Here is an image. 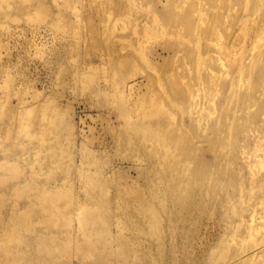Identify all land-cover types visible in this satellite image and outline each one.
I'll use <instances>...</instances> for the list:
<instances>
[{"label":"rangeland","instance_id":"obj_1","mask_svg":"<svg viewBox=\"0 0 264 264\" xmlns=\"http://www.w3.org/2000/svg\"><path fill=\"white\" fill-rule=\"evenodd\" d=\"M4 3L0 198L6 203L0 201V264H70L72 255L71 264L92 260L76 250L82 242L78 229L70 236L74 247L59 250L54 259L44 257V240H64L49 227L59 218L53 213L58 206L49 205L55 211L33 232L19 229L16 221L28 209L21 204L26 199L37 206L43 181L35 171L45 176V185L50 181V160L42 168L31 165L48 155L56 140L55 122L57 145L67 150L76 146L74 168L56 171L58 182L71 183L76 205L83 196L80 173L96 193L110 189L109 239L116 255L109 264H119L117 252L124 246L131 251L127 264H264V0ZM169 7L192 30L171 24L170 14H164ZM155 9L157 23L148 20ZM147 26L151 32H143ZM114 62L123 66L119 72L111 66ZM182 71L196 79L188 83L180 78ZM198 71L205 73L203 81ZM234 91L235 99L244 97L238 109L225 98ZM220 106L230 116L245 115V123L221 121ZM192 109H197V122L188 114ZM181 121L188 128H205L185 131ZM163 122L183 133H166L160 129ZM165 133L173 138L163 137ZM222 134L238 135L229 140V147L236 146L230 156L214 153L220 151L216 137ZM192 135V141L186 138ZM180 138L196 153L188 155V168L196 167L200 176L216 172L213 178L192 181L180 167L174 171L185 160L174 152ZM195 157L205 162L203 170ZM26 158L31 165L23 162ZM102 178L105 183L96 187ZM3 187L13 188L3 193ZM66 192L70 194L67 186ZM230 246L245 251L235 260L225 257Z\"/></svg>","mask_w":264,"mask_h":264},{"label":"bare ground","instance_id":"obj_2","mask_svg":"<svg viewBox=\"0 0 264 264\" xmlns=\"http://www.w3.org/2000/svg\"><path fill=\"white\" fill-rule=\"evenodd\" d=\"M0 6L4 8L7 7V5L4 3V0H0ZM18 9L21 10V8H18ZM166 10L167 11H165L164 14H166V12L170 14L169 20L171 19L170 21L171 24L172 23L176 24L178 22L179 24L183 23L181 19L175 18L173 11L170 9V7L167 8ZM155 11L156 13L150 16L148 20L151 22L157 23L155 22V20H156L158 11L156 9ZM210 16L211 14H208L206 17H210ZM185 20H188V19H185ZM134 21L135 19L132 20V23ZM162 25L163 24H160L159 27H162ZM182 26H184L187 30H192V24L186 21L182 24ZM148 31L150 32L152 31V29H150L149 26H147L143 32H148ZM193 50H196V49L193 48ZM193 58H195V56H193ZM111 66L112 67L116 66V68L118 69V72L121 68H123V66H119V64L117 63L115 64V62L113 64L111 63ZM193 66L197 68L199 67V65H195V64H193ZM191 73L192 72L190 71H182L181 72L182 76H180V78L181 79L188 78L190 80L188 83H190L192 80L196 79L195 76H192V79L189 78L187 74H191ZM195 74L202 75V76H198V79H200V81H203V79L206 77L205 73L202 71H198ZM188 85L189 84H184V86H188ZM179 87L182 89V86H180V84H179ZM165 89L166 91L168 90V88H165ZM235 96L236 94L234 91L230 93L229 99H228V93H226L225 98L227 99V101L229 102L231 106L238 109L239 107H241L244 97H242L239 94V98L235 99L234 98ZM171 97L168 98V101L171 99ZM179 99H180L181 104H183L184 100L182 99L181 96H179ZM204 104L205 103L200 104L198 108H200ZM229 104L227 103V106H229ZM220 107H221L220 108L221 121L230 122L231 120L236 118L235 124L245 123L244 121H242L245 115H241L239 117L237 115L230 116L228 115L230 113L229 110H226V108L223 106H220ZM211 109L212 108L210 107L209 110ZM196 111L197 109L195 110L192 109V113H188L194 122H197L199 118L195 116ZM18 118L20 119V117ZM185 122L186 121L179 122V125L182 124V126L180 127L183 128L185 131L189 129L188 130L189 132H195V131L202 130L205 128V125L203 124H201L199 128L197 127L198 124H194L193 126L188 128V125H185ZM55 126H56L55 127L56 140L52 142V147L48 155H46L44 161L43 159H39V155H38L39 160L36 161L35 163L33 162V165L30 164L31 163L30 158L29 159L26 158L25 160H23V162L27 163L28 165L30 164L32 167H35V164H37L38 167L40 166L39 168H42V166L46 165V162L50 160L49 162L52 167V170L49 176L47 175V180H50L47 183V185L44 184L45 176L42 174V172H39L38 170L35 171V176L43 181V183L38 186V192L40 193V195L37 196L38 203H36L37 206L34 207L33 203H30L31 201L30 198L28 200L26 199V201L21 203L22 205L25 206V208L28 207V209H26L24 212L19 213L18 215L19 218L16 221L18 223L19 229H25L28 232H33L34 229L42 226L43 220L45 221L49 219L47 215H50L51 211H55V210L49 209L48 208L49 205L53 207L58 206V209H57L58 212H53V213H55V215L57 214L59 218L55 219V223L49 225V227L55 230V232H57V234L60 235L62 239L64 240H60V239L57 240V239H51V238L44 240V241H47L46 246H43L40 248V250L48 252V254L44 255V257L51 260V258L52 259L55 258L54 254L58 252L59 250H65L67 248L70 249L74 247V241L72 237L70 236L73 233L72 232L73 230L78 229V231L80 232V235L82 236V242H80L78 248H76L77 252H80L82 254L89 253L92 256V260L86 262V264H109L110 263L109 261L115 258V255H116L115 251L111 249L110 239H109L113 237V234H111L112 224H111V217H110L112 214V210L111 208L109 209V206H108V203L111 202L110 189H107V191L106 190L102 191V194L100 193L101 195L99 193H96L94 189H91L90 187L87 186L86 174H84V172L80 173V177H79L80 178V189L82 191L83 196H82V199L80 200V205L79 206L76 205V203L78 202L77 201L78 195L74 193L71 183H69V181L67 180L65 181L66 183L58 182V179H56L57 178L56 171L65 172L67 170L71 171V169L74 168L76 146L74 145L68 150L65 147L58 146L57 145L59 144V136H58L59 133L57 134V132L59 131L58 122H55ZM180 127L178 129L175 128L176 129L175 130L174 128L170 126H167L165 122H163V124L160 125V129L162 130L166 129V133H172V134L173 132L175 134H179L178 130H180V132L183 133V130ZM218 129H220V127H218ZM223 130L224 128L220 129L219 132ZM239 132L244 133L243 126L242 127L239 126ZM166 133L163 135V137H167ZM182 137H185V136H182ZM196 137L199 138L200 136L196 135ZM206 137L208 138V135H206ZM167 138H173V137H167ZM186 138L192 141L194 139V135L187 136ZM216 138L219 141L216 147L220 148V151L217 150L214 153L218 155L219 154L225 155V156L226 155L230 156L234 153V149L236 148V146L229 147V140L232 138H238V135L228 134L226 137H224L222 134V135H217ZM225 138H226V144L225 146H223L224 145L223 141L225 140ZM172 140L173 139H169L170 142ZM74 141L75 140H73V142ZM175 142L176 143L173 144L175 148L174 149L175 154L179 156L180 159H185V160H182L183 163H180V165L182 166H178L174 168V171L176 173L180 167V169L185 172L183 176H185V178L187 179H191L192 181H195L198 178H200L201 181H206L207 176H210L213 178V174H215L216 172L207 173V176L205 174L204 176H200L202 173L196 167H194L193 169H189L188 164H187V161L191 162L189 156L194 157L196 153L194 154V150L190 149V146H189L190 144H188L185 138H180L178 141H175ZM55 145H57L58 147H55ZM222 149H225V150H222ZM194 160L196 162V165H198V168L200 170H203L201 165L205 164V162L198 161L196 157ZM223 165L225 167V170H229V162L226 159ZM163 172L165 173L167 177H170V175H172L171 173L167 174L168 173L167 168ZM98 183L104 184L105 180L103 178L101 180L100 179L97 180L95 183L96 187ZM36 184L38 183L32 184V187L37 186ZM192 185H197V184H192ZM66 186L70 190V194L68 195L66 192ZM28 187L30 188L31 186H28ZM12 188L3 187L2 188L4 189L3 193L7 191H11ZM0 201L3 203H6L5 198H0ZM104 203L107 204V207L105 206L106 204L104 205ZM17 207L19 208V210H22V207L20 206V204H18ZM47 210H50V211H47ZM146 211L150 212V209L147 208ZM74 212H75V217H74ZM33 218L35 219V221L33 220ZM244 251L245 250L243 248L242 251L237 253V250H235L234 247L230 246L227 249L225 257L234 256V260H235V258H238L239 255L244 253ZM130 252L131 251H129L126 246L122 247V249H120L117 252V255L119 256V259H120L119 264H127V261L129 260ZM73 256L74 255L70 256L68 259L70 264H71V260ZM225 257L224 259H226ZM41 258L43 257L41 256ZM77 258H79L78 261H81V262L83 261V257H81L78 253H77ZM83 263H85V261Z\"/></svg>","mask_w":264,"mask_h":264}]
</instances>
